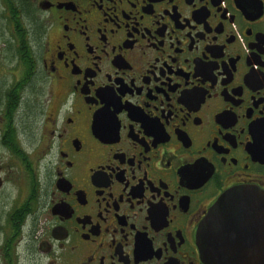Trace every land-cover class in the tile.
Returning <instances> with one entry per match:
<instances>
[{
  "label": "flooded vegetation",
  "instance_id": "flooded-vegetation-1",
  "mask_svg": "<svg viewBox=\"0 0 264 264\" xmlns=\"http://www.w3.org/2000/svg\"><path fill=\"white\" fill-rule=\"evenodd\" d=\"M243 186L264 0H0V264H206L218 206L255 233Z\"/></svg>",
  "mask_w": 264,
  "mask_h": 264
},
{
  "label": "water",
  "instance_id": "water-1",
  "mask_svg": "<svg viewBox=\"0 0 264 264\" xmlns=\"http://www.w3.org/2000/svg\"><path fill=\"white\" fill-rule=\"evenodd\" d=\"M228 201L245 202L235 197H257L264 204V191L254 186H243L226 193ZM229 195H233L231 198ZM254 195V196H253ZM225 204L227 202L224 199ZM228 206H218V209L206 218L200 231V249L206 264H264V211L258 216V223L254 225L255 233L238 231V236L231 233L230 224H227ZM220 221H225L220 225ZM259 229V231H258ZM253 232V231H252ZM234 239L227 242L230 236Z\"/></svg>",
  "mask_w": 264,
  "mask_h": 264
}]
</instances>
